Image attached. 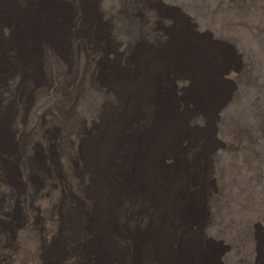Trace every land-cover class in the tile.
Masks as SVG:
<instances>
[{"label":"bare ground","instance_id":"bare-ground-1","mask_svg":"<svg viewBox=\"0 0 264 264\" xmlns=\"http://www.w3.org/2000/svg\"><path fill=\"white\" fill-rule=\"evenodd\" d=\"M150 8L0 0V264L215 258L193 227L212 202L220 108L249 71Z\"/></svg>","mask_w":264,"mask_h":264},{"label":"rangeland","instance_id":"rangeland-1","mask_svg":"<svg viewBox=\"0 0 264 264\" xmlns=\"http://www.w3.org/2000/svg\"><path fill=\"white\" fill-rule=\"evenodd\" d=\"M146 3L158 10L160 19L183 18L199 38L234 50L236 56L231 53L230 58L249 71L235 85L236 95L220 108L215 131L220 147L211 154L212 202L204 224L193 230L209 241L216 258L210 264H264V17L258 12L264 10V0ZM193 41L201 45L195 36ZM175 86L189 87L184 81ZM239 137L245 138L238 142Z\"/></svg>","mask_w":264,"mask_h":264}]
</instances>
